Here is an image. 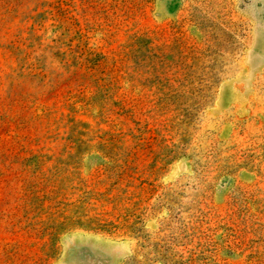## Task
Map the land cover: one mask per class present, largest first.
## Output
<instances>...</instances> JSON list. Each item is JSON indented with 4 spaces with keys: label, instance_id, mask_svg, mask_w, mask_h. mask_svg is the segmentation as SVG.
<instances>
[{
    "label": "rangeland",
    "instance_id": "rangeland-1",
    "mask_svg": "<svg viewBox=\"0 0 264 264\" xmlns=\"http://www.w3.org/2000/svg\"><path fill=\"white\" fill-rule=\"evenodd\" d=\"M80 200L264 264V0H0V264H126Z\"/></svg>",
    "mask_w": 264,
    "mask_h": 264
},
{
    "label": "trees",
    "instance_id": "trees-1",
    "mask_svg": "<svg viewBox=\"0 0 264 264\" xmlns=\"http://www.w3.org/2000/svg\"><path fill=\"white\" fill-rule=\"evenodd\" d=\"M146 190L152 194L153 192L158 193L154 184H149ZM166 195L161 192L156 197L159 200V206L162 204L165 207ZM80 201L76 215L72 216L71 211H67L63 214V222L60 223V226L65 230H70L73 225V228L96 232L112 238L134 240L136 246L126 264H199V258L195 252L181 250V247H184L180 238L183 232L161 236L160 234H151L146 230L149 217L154 213L145 214L144 212L140 216H136L134 213L128 212L127 208L110 213L92 206L89 208L87 202ZM155 207V205L152 207V212L158 210Z\"/></svg>",
    "mask_w": 264,
    "mask_h": 264
}]
</instances>
